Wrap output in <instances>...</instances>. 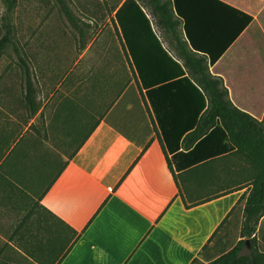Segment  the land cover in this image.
Segmentation results:
<instances>
[{
    "label": "crops",
    "instance_id": "0c3cea01",
    "mask_svg": "<svg viewBox=\"0 0 264 264\" xmlns=\"http://www.w3.org/2000/svg\"><path fill=\"white\" fill-rule=\"evenodd\" d=\"M219 1L235 11L216 4L190 7L227 15L213 33L226 38L208 44L212 52L225 46L210 67L211 74L222 80L237 108L264 124V0ZM240 13L252 21L229 41L244 21ZM228 17L238 22L232 25ZM154 30L177 59L172 35L158 26ZM178 33L184 38L182 28ZM85 57L80 55L61 74L52 66L39 65L38 71L31 60L35 105L24 101L25 87L17 92L0 85V264L201 260L211 253V238L227 218L226 226L237 218L242 223L246 201L242 210L229 215L249 189L240 190L248 182L238 176L246 166L238 157L224 156L209 168L179 173L176 181L146 91L133 79L127 54L119 68L123 80L118 87L114 68H94L84 63ZM9 162L15 164L12 170ZM212 197L216 198L192 208L185 205ZM26 200H40L42 207L78 233L64 258L48 255V231L21 227L31 203Z\"/></svg>",
    "mask_w": 264,
    "mask_h": 264
},
{
    "label": "trees",
    "instance_id": "16d2710c",
    "mask_svg": "<svg viewBox=\"0 0 264 264\" xmlns=\"http://www.w3.org/2000/svg\"><path fill=\"white\" fill-rule=\"evenodd\" d=\"M4 2L6 13L2 18L4 34L0 39V57L8 46L13 47L24 74L23 99L35 105L38 104L37 91L30 59L22 54L14 40L11 14L19 0ZM55 2L77 31L80 50L84 51L92 24L77 17L67 0ZM207 4L234 10L219 0H124L114 9V22L130 59L133 79L146 91L145 98L155 119L157 136L175 180L183 171L209 168L212 162L224 156L238 157L246 166L238 176L248 182L240 190L249 189L229 215V218L234 215L238 206L246 201L241 240L231 249L225 250V244L220 239L214 247L218 254L207 264H264V232L262 238L259 237V226L264 218V124L237 108L230 100L222 80L211 74L210 67L218 61L225 46L212 52L208 44L211 40L226 38L225 35L213 33L227 15L220 10L205 14L190 9L193 5L208 7ZM241 15L244 21L239 23L240 28L229 41H233L252 21L250 16ZM234 22L238 21L230 18L229 23L234 25ZM154 26L171 34L177 42V59L164 48ZM179 28L184 32V38L178 33ZM122 80L118 78L117 87ZM38 110L37 106L33 114ZM72 158L73 155L69 159ZM66 165L61 167L58 176ZM8 167L12 170L15 164L9 162ZM215 198L192 204L185 202V205L192 208ZM26 201L31 203L21 227L27 224L29 228L48 231V255L55 259L64 258L78 241V233L42 207L40 200ZM227 223L228 218L213 235L211 242L215 241ZM31 255L39 259L38 254ZM199 261L196 259L193 264Z\"/></svg>",
    "mask_w": 264,
    "mask_h": 264
},
{
    "label": "rangeland",
    "instance_id": "374dc122",
    "mask_svg": "<svg viewBox=\"0 0 264 264\" xmlns=\"http://www.w3.org/2000/svg\"><path fill=\"white\" fill-rule=\"evenodd\" d=\"M123 1L67 0L77 17L92 24L87 47L81 51L77 31L66 20L55 0H19L11 14L14 40L38 71L39 65H44L52 66L51 69H58L59 72L61 70L60 74L64 73L75 65L80 55L87 54L85 64L94 68H114L118 79L125 50L114 22V9ZM5 13V2L0 0V39L4 34L2 18ZM0 85L12 87L17 92L24 87V74L12 46H8L0 57ZM241 205L238 207L240 210ZM243 220L241 223L237 218L235 223L225 226L215 239L214 247L220 239L225 244V250L235 246L241 240ZM259 229V237L262 238L264 218ZM214 247L196 264H207L208 260L213 259L218 254Z\"/></svg>",
    "mask_w": 264,
    "mask_h": 264
}]
</instances>
